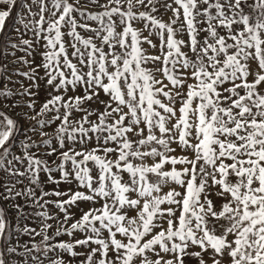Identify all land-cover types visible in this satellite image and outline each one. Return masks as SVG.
I'll return each instance as SVG.
<instances>
[{
  "label": "snow or ice",
  "instance_id": "snow-or-ice-1",
  "mask_svg": "<svg viewBox=\"0 0 264 264\" xmlns=\"http://www.w3.org/2000/svg\"><path fill=\"white\" fill-rule=\"evenodd\" d=\"M17 7L0 264H264V0Z\"/></svg>",
  "mask_w": 264,
  "mask_h": 264
},
{
  "label": "rangeland",
  "instance_id": "rangeland-1",
  "mask_svg": "<svg viewBox=\"0 0 264 264\" xmlns=\"http://www.w3.org/2000/svg\"><path fill=\"white\" fill-rule=\"evenodd\" d=\"M86 3V0H81V5L83 6L84 4ZM88 7H89V10H91V11H97L98 9H95V8H93L91 5H88ZM20 12V11H19ZM19 14V13H18ZM169 15H170V13H169ZM165 19H167V16H165L164 17ZM89 23H92V22H89ZM93 26H95V25H93ZM139 26V25H138ZM18 27H20V25L18 24V16H17V18H16V20H15V23H14V25H13V27H12V29H11V31H10V33H9V35L8 36H11V37H13V38H15L16 37V35H17V33H16V29L18 28ZM79 31H81V35H83L85 38H87L89 35H91V33H87V32H84L83 30H79ZM146 34V33H145ZM25 38H27V37H25ZM66 39H67V37H66ZM43 49H38V51H42ZM17 55H22V53H19V52H17ZM14 58L13 57H11V56H9L8 57V59H3V63L4 64H7L8 65V67H9V69H13L14 70V68L15 67H18V65H13L12 63H11V61L13 60ZM36 61L37 62H39L40 61V56L39 55H36ZM23 70V69H22ZM12 79L13 80H19V79H21L20 77H17V76H13L12 77ZM25 83H27L26 81H25ZM4 86V81L2 80V79H0V88H2ZM8 87L9 88H12L14 91H15V89L16 88H18L19 87V85L18 84H12V83H8ZM45 95H46V93L45 92H41V94H40V97H39V102H43V100H44V98H45ZM5 111H7V109H4ZM17 111H19V110H17ZM10 115H14V113H9ZM17 119H18V117H17ZM21 123H23V121H21ZM48 131L50 132L51 131V129H48ZM0 176H2V174H0ZM41 176H42V179L44 178L43 177V174H41ZM49 187H51V186H49ZM4 207H7V204H5V205H3ZM26 211H28V212H31L32 210L31 209H27ZM53 211H56L55 209H53ZM13 215H14V213H13ZM77 236H79V234H77ZM37 239H39V238H37ZM62 239H64V240H69L70 238L69 237H67V236H64V237H62ZM78 251H82V249H77Z\"/></svg>",
  "mask_w": 264,
  "mask_h": 264
},
{
  "label": "trees",
  "instance_id": "trees-1",
  "mask_svg": "<svg viewBox=\"0 0 264 264\" xmlns=\"http://www.w3.org/2000/svg\"><path fill=\"white\" fill-rule=\"evenodd\" d=\"M19 11H20V9H19V7H17L13 11L12 15L6 20L4 32L0 33V37H7L9 35V33H10L14 23H15V20H16V18L18 16ZM0 62L3 63L2 57H0Z\"/></svg>",
  "mask_w": 264,
  "mask_h": 264
}]
</instances>
